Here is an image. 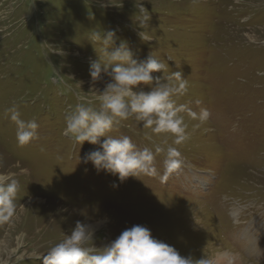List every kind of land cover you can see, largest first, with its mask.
<instances>
[{"label":"rangeland","instance_id":"obj_1","mask_svg":"<svg viewBox=\"0 0 264 264\" xmlns=\"http://www.w3.org/2000/svg\"><path fill=\"white\" fill-rule=\"evenodd\" d=\"M134 3L0 0V174L19 181L15 212L0 221V264H43L76 221L98 224L96 247L139 224L194 261L264 264V0H143L144 13ZM108 30L113 47L125 42L136 58L166 65L153 75L178 86L171 74H182L187 91L172 97L177 106L210 113L203 123L179 113L188 136L180 144L134 118L115 125L108 135L128 136L155 157V175L122 183L81 161L99 145L79 147L62 134L78 95L99 108L95 91L110 77L91 82L90 61L106 57L90 35ZM14 105L38 124L24 147L7 112ZM169 148L182 165L165 181Z\"/></svg>","mask_w":264,"mask_h":264},{"label":"clouds","instance_id":"obj_2","mask_svg":"<svg viewBox=\"0 0 264 264\" xmlns=\"http://www.w3.org/2000/svg\"><path fill=\"white\" fill-rule=\"evenodd\" d=\"M134 4L138 12L147 11L143 0H135ZM101 6L106 5L101 3ZM138 35L142 41H151L143 31ZM90 40L92 43L101 44L106 57L105 63H101L99 58L90 61L91 82L95 84L100 81L102 73L109 76L110 81L102 91H95L96 99L100 102L98 109L85 106L91 102L85 96H77L82 102L77 103L74 109L66 111L62 134L79 147L85 142L99 145V148L85 153L81 161L85 164L91 162L97 172L103 170L110 173L121 183L129 177L155 175L153 152L146 147L138 148L128 136L116 138L108 135L114 126L134 118L156 134H172L175 137L174 142L180 144L188 136L187 125L179 113L187 110L191 118L201 123L208 120L210 113L207 109L196 113L186 109L184 105L177 106L172 97L187 91L182 74H171V77L181 81L178 86L163 80L162 75H153L163 73L166 65L150 54L143 60L136 58L125 42L113 47L116 40L114 30L94 31ZM47 46L48 54L66 55L62 48ZM59 77L61 75L55 71L53 79L58 80ZM7 112L16 125V141L19 147H24L37 138L38 124L35 120L22 119L15 105L7 109ZM164 165L163 179L166 181L182 165L180 152L176 148L168 149ZM18 191L19 181L14 174H0V221L7 220L14 214ZM94 232L91 224L76 221L70 234L65 235L61 242L48 250L43 257V264H207L204 259L194 261L191 256H181L173 246L154 238L151 230L143 225L126 228L102 247L94 245Z\"/></svg>","mask_w":264,"mask_h":264},{"label":"bare ground","instance_id":"obj_3","mask_svg":"<svg viewBox=\"0 0 264 264\" xmlns=\"http://www.w3.org/2000/svg\"><path fill=\"white\" fill-rule=\"evenodd\" d=\"M254 1H256V0H254ZM258 3V2H257ZM247 36H249V37H252V35L251 34H247ZM93 226V228H95L96 226H98V224H96V225H92ZM160 240V239H159ZM168 244V243H167ZM6 248V247H5ZM207 264H209V263H207Z\"/></svg>","mask_w":264,"mask_h":264}]
</instances>
